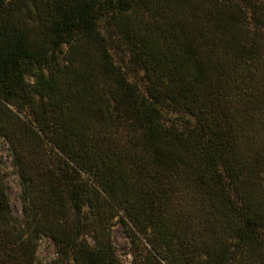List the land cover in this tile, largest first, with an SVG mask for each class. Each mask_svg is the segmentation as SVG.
Segmentation results:
<instances>
[{
    "label": "trees",
    "instance_id": "trees-1",
    "mask_svg": "<svg viewBox=\"0 0 264 264\" xmlns=\"http://www.w3.org/2000/svg\"><path fill=\"white\" fill-rule=\"evenodd\" d=\"M0 264H264V0H0Z\"/></svg>",
    "mask_w": 264,
    "mask_h": 264
},
{
    "label": "rangeland",
    "instance_id": "rangeland-1",
    "mask_svg": "<svg viewBox=\"0 0 264 264\" xmlns=\"http://www.w3.org/2000/svg\"><path fill=\"white\" fill-rule=\"evenodd\" d=\"M3 104L0 102V120L3 119V112L5 111ZM14 153L13 144L0 131V170L8 185L12 212L19 222L24 223L26 213L23 202V187L20 184L19 170L15 166ZM114 242L124 264H130L132 261L130 241L124 235L120 226L114 229ZM54 256L55 249L52 242L44 239L39 250V264H50Z\"/></svg>",
    "mask_w": 264,
    "mask_h": 264
}]
</instances>
